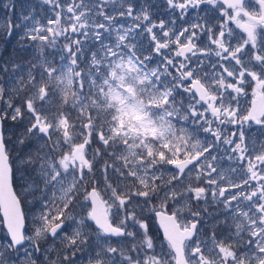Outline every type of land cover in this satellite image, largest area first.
I'll use <instances>...</instances> for the list:
<instances>
[{
	"label": "snow or ice",
	"instance_id": "1",
	"mask_svg": "<svg viewBox=\"0 0 264 264\" xmlns=\"http://www.w3.org/2000/svg\"><path fill=\"white\" fill-rule=\"evenodd\" d=\"M43 3L46 24L0 27L37 52L0 64V121L35 139L20 187L39 209L28 235L0 134V264H264V0H166L159 22L134 0Z\"/></svg>",
	"mask_w": 264,
	"mask_h": 264
},
{
	"label": "trees",
	"instance_id": "2",
	"mask_svg": "<svg viewBox=\"0 0 264 264\" xmlns=\"http://www.w3.org/2000/svg\"><path fill=\"white\" fill-rule=\"evenodd\" d=\"M36 4L32 3L30 0H14L11 4L8 10H5V16L3 17V20L0 18V27H3L5 23L10 18L13 22V24L17 23H34L39 22L40 24H44L43 21V15L42 12H38L36 10ZM31 15L34 19L30 22H22L21 17L22 16H29ZM24 29L21 27L20 29H17L14 31L12 36H8L6 31H0V64H4L5 62L9 63H18L22 66L25 65L28 61H34L37 58V52L35 49V46H28V47H21V45L18 43V37L20 32H22ZM25 44H30V42L25 41ZM46 54H48L50 57L52 51L50 49H46ZM59 53L56 52V55L54 56V63H59L58 60ZM26 70V69H25ZM11 72L4 73L0 71V86H3L6 91H9L13 88V81L10 79ZM16 75H19L17 73ZM10 96L14 97V93H11L9 91V95H6L5 99L10 98ZM16 103H19L18 100L15 101ZM1 109L7 110L6 105L3 103L1 106ZM3 125V132L6 134L9 132V138H5V141L7 143L8 149H14L17 150V154L19 153L20 157L23 153L34 151L35 149V139L28 137L26 134V121L20 122V121H12L11 119H6L2 121ZM18 139H24L25 143L24 145H21L18 141ZM18 141V142H17ZM11 142V144H10ZM100 147L103 149V146L100 145L98 142H94L92 144V147L89 149L90 152H92L95 148ZM107 155L105 154L104 159H107ZM103 160H100L99 163L96 165V178L100 182L101 189L104 187L102 186L101 178H103L100 169L103 165ZM14 179V177H13ZM14 184V181H13ZM74 212L79 215L80 209L76 208L74 209ZM154 219V218H153ZM151 232H156L158 237L161 238L160 233L157 231L156 226L154 225V220L151 222L149 221Z\"/></svg>",
	"mask_w": 264,
	"mask_h": 264
},
{
	"label": "rangeland",
	"instance_id": "3",
	"mask_svg": "<svg viewBox=\"0 0 264 264\" xmlns=\"http://www.w3.org/2000/svg\"><path fill=\"white\" fill-rule=\"evenodd\" d=\"M13 1L14 0H0V18H1V20H3V17L5 16V10L9 9L10 4ZM30 1H32L33 5H34V3L36 4L38 12H40V13L42 12V15L44 17L43 18L44 24L47 23V19L49 17L54 18L53 13L51 12L49 5L44 4L43 0H30ZM61 2L63 3L64 0H61ZM77 2H78V0H77ZM4 4H8L9 7L5 8ZM87 55L90 56V53H88ZM51 56L54 57L55 56V52H52ZM2 104L3 103L0 102V112L5 111L4 109H1ZM248 105H249V100H248ZM3 134H4L5 138H9V132H7V130H6V134L4 132H3ZM19 140L20 139H18V141ZM10 144H11V142H10ZM8 151L10 152V155H11V163H12V167H13V177H14L13 181H14V188L16 190L15 192L20 193V198L22 199V205H21L22 209L24 211V207H23V204H24L25 205V210L27 211L26 214L28 215L27 216L26 230H33L35 228V226H36L34 224L33 220H34V217L37 215L39 209H38V207L36 208L34 206L35 205L34 203H31L33 201L32 196H25L23 194V189L20 187V185L23 183V181L21 180V176L23 175V172H22L21 166H20V159H19L20 155H19V153L17 154V150L14 151L13 148L12 149L11 148L8 149ZM89 155H91L90 151H89ZM220 167L223 168V169H227L228 168V167H223V166H220ZM68 180L69 181L71 180L70 176L68 177ZM101 182H102V186H104L103 178H101ZM153 220L154 219H152V221ZM150 222H151V220H150ZM66 223L69 225L67 230H70V232H68V233H71V231H72V222L71 221H67ZM210 226L211 225H206L205 227H206V229H208ZM0 230H3L2 224H0ZM156 234H157L156 232H151V235L153 237L157 238L156 239V243L159 245L160 242L163 239L158 237V235H156ZM52 245H53L52 241L48 240V242L46 243V245L44 247H51Z\"/></svg>",
	"mask_w": 264,
	"mask_h": 264
},
{
	"label": "flooded vegetation",
	"instance_id": "4",
	"mask_svg": "<svg viewBox=\"0 0 264 264\" xmlns=\"http://www.w3.org/2000/svg\"><path fill=\"white\" fill-rule=\"evenodd\" d=\"M134 2H135L137 10H139L140 8H148L150 10V13L152 15L153 20L156 22H159L160 19H164L166 21H169L172 18L173 13L167 9L166 0H134ZM250 5L252 7H257L255 5V0H250ZM215 15H216L217 19L215 21H213V23H219V13L217 12V13H215ZM230 27L233 29L234 35L237 37V39H239L241 36H243L242 31L239 28H237L235 24H231ZM144 44L147 45L146 39L144 40ZM156 64H157V60H153L152 66L154 67V66H156ZM248 93H249V95L247 97H245L242 101V104L245 107L251 106V99H252L251 88L248 89ZM177 99H179V96L177 97ZM248 100H249V105H248ZM253 132H255V126L253 127ZM220 166L228 167L229 162L227 160H222L220 162ZM31 203H34V202L32 201ZM34 206L36 208L38 207L37 204H35ZM23 207H24L23 213L25 215V225H26L28 215L26 214L27 211L25 210L24 204H23ZM210 227L206 230H210ZM32 231L33 230H25L26 234H28V235H31ZM67 232H70V230H67ZM69 234H71V233H69ZM61 235H63V233ZM5 236H6V230H0V241H2ZM49 240H51V239H49ZM46 243L43 244V247L46 245ZM60 246H61L60 241L57 240L55 243V247L59 248Z\"/></svg>",
	"mask_w": 264,
	"mask_h": 264
},
{
	"label": "water",
	"instance_id": "5",
	"mask_svg": "<svg viewBox=\"0 0 264 264\" xmlns=\"http://www.w3.org/2000/svg\"><path fill=\"white\" fill-rule=\"evenodd\" d=\"M0 134H2V121H0ZM13 191H14V190H13ZM0 216H1V219H2V214H0ZM155 222H156V225H157L158 229L160 230V232H161V234H162V237H163V230H162V228L160 227L159 222H157L156 220H155ZM3 228H4V227H3ZM4 230H6V229L4 228Z\"/></svg>",
	"mask_w": 264,
	"mask_h": 264
}]
</instances>
